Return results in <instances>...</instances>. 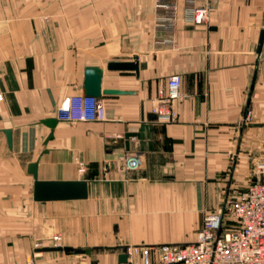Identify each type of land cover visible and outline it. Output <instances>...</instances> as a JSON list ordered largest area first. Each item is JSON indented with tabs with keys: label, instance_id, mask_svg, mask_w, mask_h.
<instances>
[{
	"label": "crops",
	"instance_id": "1",
	"mask_svg": "<svg viewBox=\"0 0 264 264\" xmlns=\"http://www.w3.org/2000/svg\"><path fill=\"white\" fill-rule=\"evenodd\" d=\"M172 1L177 13L166 21L156 0H0V203L13 204L15 165L32 192L34 161L41 180L88 182L83 199L33 198L41 237L61 232L63 247L86 249L45 250L37 264H128L116 246L194 242L206 212L227 213L256 181L264 0H197L209 5L201 23L189 0ZM135 60L138 70L108 68ZM91 66L103 70L102 89L122 93L99 97L103 121L60 120L61 104L86 94ZM171 75L181 76L183 96L168 121L155 108ZM47 118L58 119L52 137ZM136 153L144 167L127 168L123 157Z\"/></svg>",
	"mask_w": 264,
	"mask_h": 264
},
{
	"label": "built area",
	"instance_id": "2",
	"mask_svg": "<svg viewBox=\"0 0 264 264\" xmlns=\"http://www.w3.org/2000/svg\"><path fill=\"white\" fill-rule=\"evenodd\" d=\"M189 3L194 22L201 23L209 19L208 4L200 5L197 0H189ZM156 7L163 12V20L166 21L173 20L177 13V4L172 0H156ZM181 86V76L168 77L165 93L155 108L159 117L175 120L172 102L182 98ZM250 115L249 110L245 123L250 121ZM57 117L69 122L103 121L106 119V104L97 96L78 94L61 104ZM123 161L127 168L132 169L144 167L145 164L144 156L139 153L127 155ZM254 171L256 181L229 199L227 213H205L203 225L194 242L129 246L127 263L153 264V256H156L161 264H264L263 159L255 162ZM54 239V247L63 246L60 235H55ZM138 255L141 262L135 260ZM28 264L36 262L31 259Z\"/></svg>",
	"mask_w": 264,
	"mask_h": 264
},
{
	"label": "rangeland",
	"instance_id": "3",
	"mask_svg": "<svg viewBox=\"0 0 264 264\" xmlns=\"http://www.w3.org/2000/svg\"><path fill=\"white\" fill-rule=\"evenodd\" d=\"M14 166L13 204L0 203V264H28L44 256L43 248L54 247L55 235L41 237V204L33 201L32 187L28 190L29 181ZM5 247L10 251L6 252ZM91 264H102L99 260Z\"/></svg>",
	"mask_w": 264,
	"mask_h": 264
},
{
	"label": "water",
	"instance_id": "4",
	"mask_svg": "<svg viewBox=\"0 0 264 264\" xmlns=\"http://www.w3.org/2000/svg\"><path fill=\"white\" fill-rule=\"evenodd\" d=\"M264 39V31L261 35L260 42ZM109 69H132L138 70V62H110ZM103 70L96 66L87 67L85 72V93L90 96L101 97L102 94L122 93L115 89H102ZM43 122L52 129L50 137L53 135V129L58 123L57 118H47ZM9 143H12L11 131H7ZM28 172L34 178L33 198L38 202H46L49 200H66V199H83L88 196L87 180H41L38 177V162H31L28 166ZM111 247H106V249ZM101 249H105L101 247ZM115 249H120L119 261H128V246L119 245ZM43 250H64L75 253H86V249L76 248L72 246L48 247Z\"/></svg>",
	"mask_w": 264,
	"mask_h": 264
}]
</instances>
